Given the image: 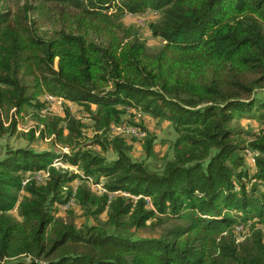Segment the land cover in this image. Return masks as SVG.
<instances>
[{
  "label": "trees",
  "instance_id": "16d2710c",
  "mask_svg": "<svg viewBox=\"0 0 264 264\" xmlns=\"http://www.w3.org/2000/svg\"><path fill=\"white\" fill-rule=\"evenodd\" d=\"M34 1L0 12V136L25 109L45 108L42 96L82 107L94 134L65 109L39 118L58 152L0 159V264H264V109L252 98L264 90V0ZM147 10L160 11L148 26L163 42L153 53L123 24ZM37 15L65 28L43 36ZM128 110L178 134L160 170L112 134L130 133ZM254 115L262 132L242 147L231 123ZM137 132L153 156L152 134ZM146 228L160 232L135 236Z\"/></svg>",
  "mask_w": 264,
  "mask_h": 264
},
{
  "label": "rangeland",
  "instance_id": "374dc122",
  "mask_svg": "<svg viewBox=\"0 0 264 264\" xmlns=\"http://www.w3.org/2000/svg\"><path fill=\"white\" fill-rule=\"evenodd\" d=\"M30 2V0H0V12H9L13 13L17 6L21 7L26 3ZM34 4H37V1L33 0ZM160 16V11L154 10H147L144 13L130 15L126 14L123 17V24L126 26H134L137 29L141 39L144 40L147 50L149 53H153L158 50L162 45L163 42L159 38H154L150 31H149V24L157 21ZM34 20L39 25V30L41 35L43 36H51L54 31H58L65 26L61 23L57 24L54 23L53 20L48 22L46 17L44 16H34ZM92 39H95L94 36H91ZM57 61V60H56ZM255 99L256 104L261 108L264 109V90H257L253 97ZM41 100L46 99V106L41 110L37 108H27L25 111L19 116L16 117L18 121V125L16 131L14 133L7 132L3 136H0V159L3 158L6 154V151L9 149H17V148H31L35 151H49L53 150L55 152L59 151V146H55L52 144V141L49 139H42L39 135V130L42 128V124L39 121V118H42L46 115H59L63 116L64 110L68 109L71 114L77 118H81V120L86 124L87 128L84 130V134L87 139H91L92 135L94 134L91 128V122L87 118V114L83 111L82 107H78L75 104L64 102L61 99L53 98L50 96H42ZM14 110H11L9 116L14 115ZM2 121L4 122V126H8V122L5 118V113L1 114ZM124 120L128 123L125 126H129L130 133H122L121 130L124 128H117L115 127L112 130V134L120 135L128 148L129 156L134 161L145 162L149 165L151 170H160L164 163L170 160L173 156V144L174 141L177 139V133L173 129L172 125L164 120L159 119H152L150 117L143 116L140 112L134 110H128V112L124 115ZM257 115L251 116H243L242 118H238L232 121V127H236L237 129H241L242 131V140H245L241 143L246 145L249 138L253 135H257V133L262 132L261 124H259L258 120L256 119ZM130 123V124H129ZM144 126L153 136V156L151 155L146 156L145 151L143 149V141H144V134H140L137 132V128ZM31 130H34V139L32 141L29 140V133ZM94 151L100 152L98 147L92 148ZM107 159H113L115 154L108 151L105 155ZM250 156V154H247ZM246 157V154H245ZM245 163L249 169V173H252V169L249 168V164L245 159ZM54 166H61L59 162H54ZM42 174H35L34 177L37 179H41ZM74 186L77 185V181L72 183ZM92 186L91 182L89 183ZM97 191H100L97 186H92ZM260 188V187H258ZM101 192V191H100ZM23 194H19L20 199L22 198ZM128 196V195H126ZM73 205L72 201L67 205H64V209L68 206ZM74 209V217L76 223L80 224L85 222L86 219L82 216L83 213L79 210L76 206L73 207ZM61 211V209H60ZM61 215L63 213H60ZM13 215L16 216L15 212ZM101 219L104 220L105 217L101 216ZM92 220H90V223ZM94 222V221H93ZM176 221L170 220L167 222L168 227H172ZM231 224L230 229L235 227L234 232L241 233L244 230V227L241 225ZM256 226L261 227L260 224H256ZM130 233H134L133 230L129 231ZM160 232L159 229L150 230L149 228L143 229L136 233V237L142 238H152L153 236L158 235Z\"/></svg>",
  "mask_w": 264,
  "mask_h": 264
},
{
  "label": "built area",
  "instance_id": "2783aa9c",
  "mask_svg": "<svg viewBox=\"0 0 264 264\" xmlns=\"http://www.w3.org/2000/svg\"><path fill=\"white\" fill-rule=\"evenodd\" d=\"M61 210H64V206L61 207Z\"/></svg>",
  "mask_w": 264,
  "mask_h": 264
}]
</instances>
